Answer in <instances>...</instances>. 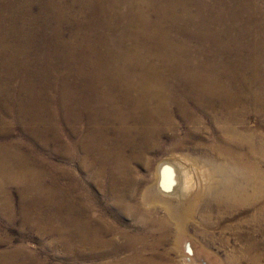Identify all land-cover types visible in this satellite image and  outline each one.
Masks as SVG:
<instances>
[{
	"label": "bare ground",
	"instance_id": "6f19581e",
	"mask_svg": "<svg viewBox=\"0 0 264 264\" xmlns=\"http://www.w3.org/2000/svg\"><path fill=\"white\" fill-rule=\"evenodd\" d=\"M29 1L43 7L34 13ZM0 89V126L19 123L39 146L52 130L77 169L68 187L76 197L66 204L68 190L41 157L0 142V211H11L15 185L23 221L34 224L30 213L48 226L57 221L61 238L87 246L92 262L126 264L121 255L132 250L129 264H163L158 249L169 240L192 252L163 197L177 200L199 176L171 159L157 164L155 180L131 164L151 172L153 152L190 149L209 182L176 213L193 226L199 215L202 237L206 226L232 228L243 263L264 264V229L246 230L243 218L264 209V0H0ZM89 185L116 209L115 220L128 213L122 242L106 237L107 216L92 207ZM14 254L0 251V264Z\"/></svg>",
	"mask_w": 264,
	"mask_h": 264
},
{
	"label": "rangeland",
	"instance_id": "374dc122",
	"mask_svg": "<svg viewBox=\"0 0 264 264\" xmlns=\"http://www.w3.org/2000/svg\"><path fill=\"white\" fill-rule=\"evenodd\" d=\"M69 1L70 0H66V2ZM31 5L32 11L34 13L38 12L40 8L43 7V4L36 5L35 3H32ZM66 34H68V30H66ZM25 35L26 34L24 33V36ZM37 48L38 45H34L31 54L37 52L38 55L39 51L37 50ZM32 56L34 57V55ZM54 93H56V91ZM17 96H22V93L17 92ZM0 97L2 98L1 101L6 99V95H0ZM8 108L12 111L16 109L15 105L13 104H10ZM4 120L6 121V123L0 126V129L5 131V136L0 134V142H19L22 145L24 153L33 157H41L44 160L43 167L45 168V170L54 177V179L60 184L62 189L66 188L68 190L66 195L64 193L66 199L65 201L67 202L66 204L72 203L75 200L76 192L68 187L74 182V173L77 172V169L71 158L65 160L64 154L61 150V146L52 133L53 131H48L47 133H45L46 135H43V138L47 141V144L39 146V143L35 141H31L32 143L30 144V136L27 134L24 135L22 133L23 128L19 123H11L6 118H4ZM250 123L255 125L253 118L250 120ZM57 126V129L60 132H58L59 135H62L63 129L65 128H63L60 123H58ZM180 126V130L183 131V123H181ZM0 133L3 134L2 131H0ZM63 140L67 142V144L71 143L70 138L63 137ZM161 141L165 143V145H168V139H166L165 137H162ZM127 153L129 154V151H127ZM152 154L151 172L145 169L137 161H133V163L131 164L138 177L143 176L145 178H149L150 176H152L155 180V170L158 169L157 167L163 159H171L170 161L174 162V164L180 162L183 164V166L186 164L189 168H191V174H195L193 175V179L196 178L195 176H199L198 185H196V187L194 185V188H190L187 193H185V191L177 200L170 198L167 199L166 197H163L166 201L173 203V205L171 206L172 213L174 214L173 218L171 219L172 229L184 230L186 233H184L182 237L188 238V241L192 246V252L185 253L183 255L180 252L181 247L179 244V239L175 241H167L161 247V249H158L159 252L164 253L163 260L167 258V261H165L163 264H244L243 260L245 258L243 254L234 250V248L241 246L242 242L236 236H234L232 228L210 230L206 226V230L204 228L203 231L204 237H202L194 231L196 225L199 224V226L201 227V218L199 217V215L194 217L193 220L197 222H195L193 226V221H190L185 225L186 214L179 215L176 213L179 211V208H181L180 204L185 203L190 196L199 195L205 185H207L209 182V172L206 166L201 162L199 152L190 149H182L176 150L173 153L169 152L167 154H164L153 152ZM181 157L184 162L180 160ZM61 166L65 167L67 172L61 171ZM109 170L110 168H108L106 172H108ZM72 176H74L73 180ZM45 182L49 183V180L45 179ZM61 187H57V189ZM84 187L86 191V183H84ZM155 187L157 188L156 185ZM9 190L12 200L11 211H0V251L15 252L14 259H12V262L9 259L8 264H97L95 262H92L91 258L87 257L89 253V249L87 246H79L78 243L74 240L61 238V236L57 233L58 231L55 230L57 221L53 220L48 226L43 221L46 218L42 219V216L35 213H30L34 224L32 225L25 223L23 221L21 205L19 204V188L13 185ZM89 190L92 191L93 194L94 205L92 207L97 208L103 215L107 216V221H105L104 224L106 226L109 224L108 227L110 228V231L106 234V237L108 238L113 236L116 238L118 243L122 242L119 234L122 230H128L126 227L131 222L130 219L124 217L128 213H124L121 216L119 215L121 219H117L118 221L115 220V217H118V215L115 214L117 213L116 209L114 207H108L106 205L104 199L102 197H99L100 194L98 193L96 188L93 189L89 185ZM161 194L164 195L163 193ZM145 207L148 208V205H146ZM44 208L45 207L43 206V210ZM250 211L253 212L252 216L243 217L245 219L244 222L247 223V225H245L247 227L246 230L259 229L260 227L264 229V209L261 210L257 208H251ZM177 218H180L181 221L182 219L184 220L182 222V227H177L175 223ZM212 218L216 219V217L214 216ZM246 218H248V220H246ZM123 224H127V226L124 227ZM136 227L139 228L138 230L143 231L142 226L136 225ZM186 227L189 228L188 231L185 230ZM48 228L52 230V232L49 231ZM67 229L70 230L69 227H67ZM132 252V250H126L122 253L121 257L127 261L126 264H129L128 259L131 257ZM141 252H144V254H150V251L146 246L142 247Z\"/></svg>",
	"mask_w": 264,
	"mask_h": 264
}]
</instances>
